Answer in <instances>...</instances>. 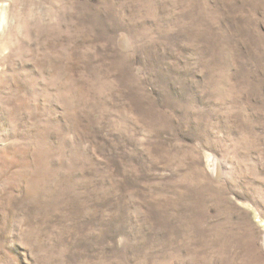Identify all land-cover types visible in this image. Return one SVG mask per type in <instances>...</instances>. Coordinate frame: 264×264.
<instances>
[{
  "label": "rangeland",
  "instance_id": "rangeland-1",
  "mask_svg": "<svg viewBox=\"0 0 264 264\" xmlns=\"http://www.w3.org/2000/svg\"><path fill=\"white\" fill-rule=\"evenodd\" d=\"M0 264H264V0H0Z\"/></svg>",
  "mask_w": 264,
  "mask_h": 264
}]
</instances>
